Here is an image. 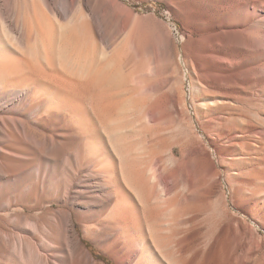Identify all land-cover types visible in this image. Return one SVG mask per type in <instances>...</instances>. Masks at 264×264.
Instances as JSON below:
<instances>
[{
    "label": "rangeland",
    "instance_id": "obj_1",
    "mask_svg": "<svg viewBox=\"0 0 264 264\" xmlns=\"http://www.w3.org/2000/svg\"><path fill=\"white\" fill-rule=\"evenodd\" d=\"M79 1L83 2L85 29L84 64L80 71L70 67L72 64H67V68L61 67L56 61V52L52 53L50 65L35 60L31 44H18L15 35L0 22V63L4 64L5 72L12 75V84L20 86L25 82H35L41 93L52 100L51 109L55 105H64L58 112L67 114L68 123L73 125L76 118L80 120L83 155L92 146L89 134L94 133L95 161L102 162L100 167L112 166L115 169L110 173L114 182L121 185L122 169L144 200L155 198L161 192L166 198H175L174 219L178 221L162 212L160 223L164 226L156 229L153 210L145 207L142 211L133 191L130 190L129 196L136 212L133 214L146 215L154 233L159 234L163 248L167 249L168 244L174 242L179 250L184 251L173 264H184L195 249H200L201 253L212 244L215 246L209 264H264V78L256 76L255 82L244 83L243 91L239 93L225 88L230 92V97L223 100L225 103L220 98H212V89H209L206 99L202 93L203 84L193 73L192 58L211 33L212 16H209V21H201L194 9L185 10L178 5L179 11L175 9L173 0ZM77 2L69 0L67 8L58 6L59 21L65 28L69 27V18ZM206 3L212 4L211 1ZM218 4L224 12L239 10L238 3L228 6L220 0ZM182 9L187 17L182 16ZM89 10L94 12L98 26V33L93 38L88 32ZM243 18L239 16L238 24ZM54 21L51 17L50 22L58 23ZM16 25L19 29L20 24ZM143 26L154 30L162 26L165 29L166 37L160 39L164 53L156 63H151L152 49L138 60L132 57L130 45L135 42L140 47ZM214 40L216 45L208 42L209 47H224L219 34ZM234 50L240 52L237 46ZM93 53L97 78L91 86L88 75ZM203 54L208 55L209 52ZM255 56L258 59L244 54L239 62L243 66L261 58L258 64L264 62L262 53ZM201 61L202 74L207 79H210L211 72L221 71L219 67L225 66L223 62H209L204 57ZM59 68L69 77L61 74ZM221 85L227 86L223 81ZM92 89L94 97L93 94L91 96ZM216 100L219 105L211 104L209 109L204 108L205 104H215ZM36 101L34 99L33 102ZM93 104L96 110L90 107ZM149 110L157 112L152 121L146 118ZM92 113H96V118L93 119ZM42 115H46L44 109L35 112L32 119L40 122ZM230 128L235 130L230 131ZM226 134H232L231 139L225 138ZM212 140L218 144H212ZM67 147L73 148L71 143ZM105 173L108 174L107 171ZM159 175L163 179L161 187L158 186ZM8 204H0V222L15 218L19 211L25 212L29 219H35L43 211L33 202ZM52 207L57 208V204L54 202ZM112 213L110 204L104 211L90 215L85 223L101 227ZM190 216L196 218L187 221ZM167 222L169 225L165 226ZM222 227L223 232L220 233ZM76 229L92 262L140 263L137 256L130 258L129 253L111 254L117 249H111V244L115 243L128 251L132 249L117 233L110 235L106 242H94L78 224ZM190 230L196 231V236L184 240ZM98 231L106 233V229ZM146 236V241L151 242L148 233ZM103 246H109L110 255L105 254ZM199 258L200 255L194 264ZM155 264L169 263L161 261Z\"/></svg>",
    "mask_w": 264,
    "mask_h": 264
},
{
    "label": "bare ground",
    "instance_id": "obj_2",
    "mask_svg": "<svg viewBox=\"0 0 264 264\" xmlns=\"http://www.w3.org/2000/svg\"><path fill=\"white\" fill-rule=\"evenodd\" d=\"M76 1L78 2L71 13L67 28L59 21L58 6L67 8L69 0H0V22L15 35L18 44H31L35 60L43 61L46 66L50 65L53 60L52 53L56 52V61L61 67L72 64L70 67L80 71L84 64L85 29L81 9L83 2ZM210 1L212 4L209 6L206 2ZM219 1L173 0V7L177 10L178 6L185 10L194 9L196 17L201 21H209V16H212L211 33L202 42L201 48L195 47L198 50L195 49L192 58L193 73L203 84L204 90L201 91L205 98L209 96V89H212V98H220L225 103L223 100L230 97V92L225 88H231L232 93H239L243 91L244 83L255 82L256 76L264 78V62L258 64L262 58L244 66L239 62L244 54L256 59L257 53L264 55V0H221L222 4L228 6L238 3L239 10H230L229 13L221 9ZM184 9L182 16L187 17ZM240 15L244 18L238 24ZM51 17L58 23L50 22ZM88 17V32L93 38L98 33L94 12L89 10ZM16 24H20L21 29ZM191 24L195 28L193 20ZM141 29L143 33L140 36V47L135 42L130 45L132 57L138 60L152 49L151 63H156L164 53L160 39L166 37L165 29L162 26L157 30L145 26ZM217 34L224 47L212 49L208 42L216 45L214 38ZM91 42L94 50L92 39ZM236 46L240 48L238 53L234 50ZM204 52L209 54L204 55ZM90 57L88 79L93 86L97 78V66L94 65V53ZM203 57L209 62H223L225 66L219 67L221 71L211 72L210 79H207L202 74ZM4 68V64L0 63V204L33 202L40 205L43 211L35 219H29L25 212L19 211L15 218L0 222V264H77L81 261L84 264H101L92 262L90 254L84 249L76 229L77 224L94 242H106L110 235L117 233L132 249L128 251L124 246L115 243L111 244V249H117L111 254L129 253L130 258L138 257L139 264H155L161 261L173 264L174 259L183 255L184 251L179 250L174 242L169 243L167 249L163 248L159 242V234L154 233L146 215L140 217L133 214L136 212L129 196L130 190L133 191L142 205V211L145 207L153 210L156 229L161 225L162 212L178 221L174 219L177 205L175 198H166L161 192L155 198L144 200L122 169L121 185L120 182H114L110 173L115 169L112 166L100 167L102 162L95 161V134H89L92 146L83 155L82 122L76 118V124L68 123L67 114L62 110V113L58 112L64 105H55L51 109L49 105L52 100L41 93V88L35 82H25L20 86L12 84V75L6 73ZM61 71V74L69 77L67 72ZM221 81L227 86L221 85ZM93 91L94 89L91 96ZM34 99L37 101L33 102ZM211 104L217 106L220 103L216 100L215 104H205L204 108L209 109ZM90 107L96 110L94 104ZM33 109L35 111L31 114ZM42 109L46 111V115L40 116V122L32 119L33 114ZM95 114L92 113L93 119L96 118ZM156 114L154 110H149L146 114L147 120H154ZM45 116L53 119L49 120ZM218 117L214 118L220 120ZM60 123L61 126H57ZM231 130L235 129L230 128ZM231 135L226 134L224 137L231 139ZM211 142L218 144L215 140ZM68 143L73 148H68ZM158 177V186L161 187L163 179L160 175ZM54 202L57 204L55 209L52 207ZM110 204L113 206V213L102 222L101 227L88 226L85 223L90 215L104 211ZM194 218L196 216H190L187 221ZM99 229H106V233L99 232ZM222 232L223 227L220 228V233ZM147 233L150 236L149 243L146 241ZM195 236L196 231L190 230L184 240ZM214 246L212 244L201 253L200 249H195L184 264H194L198 255L200 258L195 264L211 263L209 258ZM108 247H102L106 255H110Z\"/></svg>",
    "mask_w": 264,
    "mask_h": 264
}]
</instances>
